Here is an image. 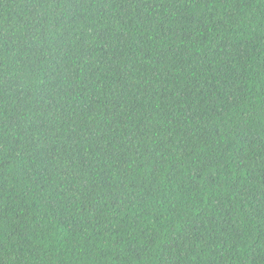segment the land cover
Masks as SVG:
<instances>
[{
	"label": "trees",
	"instance_id": "obj_1",
	"mask_svg": "<svg viewBox=\"0 0 264 264\" xmlns=\"http://www.w3.org/2000/svg\"><path fill=\"white\" fill-rule=\"evenodd\" d=\"M0 264H264V0H0Z\"/></svg>",
	"mask_w": 264,
	"mask_h": 264
}]
</instances>
